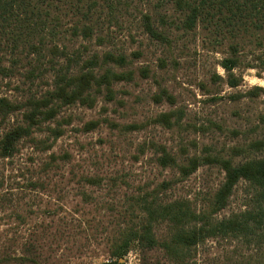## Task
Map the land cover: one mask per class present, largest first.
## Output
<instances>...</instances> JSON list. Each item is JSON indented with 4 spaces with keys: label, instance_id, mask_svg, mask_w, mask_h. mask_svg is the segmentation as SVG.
I'll use <instances>...</instances> for the list:
<instances>
[{
    "label": "trees",
    "instance_id": "16d2710c",
    "mask_svg": "<svg viewBox=\"0 0 264 264\" xmlns=\"http://www.w3.org/2000/svg\"><path fill=\"white\" fill-rule=\"evenodd\" d=\"M249 70L264 79V0H0V264H71L96 250L127 264L133 248L140 264H264V113L241 107L264 88L222 95ZM191 71L194 104L216 107L194 119L177 94V74ZM218 106L243 127L217 119ZM146 126L164 136L118 148L113 134L83 138ZM125 145L134 164L150 155L159 183L129 178L116 162ZM200 169L223 178L193 194ZM225 242L232 258H199Z\"/></svg>",
    "mask_w": 264,
    "mask_h": 264
},
{
    "label": "rangeland",
    "instance_id": "374dc122",
    "mask_svg": "<svg viewBox=\"0 0 264 264\" xmlns=\"http://www.w3.org/2000/svg\"><path fill=\"white\" fill-rule=\"evenodd\" d=\"M218 59V58H216ZM213 58L208 59V64L207 67L205 68V70L207 71H212L213 69ZM202 64V60L199 59L198 62V66H201ZM217 72L220 75H223V70L218 67L217 68ZM193 72H184L182 74V72L177 74V78H179V83H184V88L179 86L177 94L180 96L181 100L184 102H187V104L189 105V112L188 115L191 116V119H194V112H204L205 114H211L210 112L212 111L213 113L216 112V107L211 106V107H206L203 108L202 110V106L200 105H195V100L191 94V92L189 91H194L197 96L198 99L201 98V96L199 95V91L195 88V87H191V88H187L188 87V83H190L191 80V74ZM200 73V70H199ZM257 72L255 70H249L245 73L244 75V83L243 86L240 87L237 90H231L228 89L227 87L224 88V92H222V95H227V94H234V93H240V92H246L249 89H251L254 86H260L262 88H264V79H260L256 76ZM201 76V74H199ZM195 78H198L196 76L192 77V80L194 81ZM199 79V78H198ZM145 88V87H144ZM190 89V90H189ZM7 92V89L5 88L4 84L0 86V93H4ZM136 93H139V91H135ZM10 95H13V92L9 91ZM138 95V94H135ZM248 106H241L243 112H245V117H249V118H253L256 119V117L258 118L260 115V112L264 113V97H260L258 99H256L255 101H247ZM232 107H224V106H218L217 108V119H221V118H225L229 121V125L231 127H235V128H241L243 127L242 124H239L236 121L232 120V116H231V112H233V109H231ZM167 108L166 107H161V106H150V111L153 114L159 113L160 111L164 112L166 111ZM147 111V110H146ZM150 113V112H149ZM153 114H149L147 116H154ZM90 113H87L86 116H89ZM94 115V113H93ZM208 115H203V117H207ZM199 118V117H197ZM201 118V117H200ZM258 124V123H257ZM256 124V125H257ZM264 128V126H263ZM102 132H98L95 131L89 135H85L83 136V138L89 139L97 144H99V140L100 139H105V141H109L108 140V134H113V136L111 137L110 143H113L114 147L119 146V142H126L128 143V141H126V139H130V141H134V145L136 147L137 142H143L145 139L152 137V135H156V137L160 140V138H162L164 135V132L161 131V129H159L158 127H151V126H146L144 128L143 131L145 132H132L122 137V138H118L117 134L119 133V131H111V130H105L104 127L101 128ZM146 132L150 133L147 134ZM261 134L260 131H258L257 135ZM101 135V136H99ZM117 138V139H116ZM172 138V136L170 135H166V137L163 138V141H165L166 139H170ZM179 138V137H178ZM175 137V139H178ZM194 136H191V139H193ZM192 142V141H190ZM198 146V150L201 149V145L197 144ZM106 148H99L97 149L98 151V157L101 158L103 161L106 158V156L109 154V151L105 150ZM122 152V157L118 156V158H116V162L118 165H121L122 162H125L124 166L126 168V172L128 173V176L130 179H132L135 182H139V183H145L148 179L153 180L155 182V184L159 183L163 176L162 173L160 172V170H158L157 166L155 163H152L151 161H149L150 159V155L147 153L145 156H140V158L137 160V162L134 164L131 162V157H133L131 154L129 156H125L126 158H124L125 154H129L127 151H129V147L123 148ZM106 154V155H105ZM105 155V156H103ZM120 158V159H119ZM122 159V160H121ZM111 161H115V159H112ZM116 164V165H117ZM209 171L207 169H200L195 175H193L192 177L189 178V180L186 182L189 185V192L196 194L197 192H200L202 190H206V188L204 189L203 186H206V183H208L209 187L215 185L216 183L218 184L219 182L222 181L223 175L219 174L216 170H214L211 174H208ZM245 187L244 186H240V188H238L237 191V197L236 200L232 201V206L230 207L231 209H235L234 211L237 210L238 207V202L239 199L242 196V193L244 192ZM238 199V200H237ZM226 213H228V210H226ZM236 246V243H221L219 245H216L214 249L211 248V245H209L208 247H206L204 249L203 255L200 256L199 258L201 260H205L207 262L208 259L211 258V254L215 253L213 257H220L221 260H224L226 258L230 259L234 256V247ZM240 253L242 254H247L248 250H246L245 248H242L240 250ZM96 257H92V252L84 255L82 258L74 260L71 264H103V263H108L109 262V257L107 255H105V253H102L99 250H96ZM121 262H126L127 264H140V257L139 254L137 252V250L135 248H133L128 255L125 257V259H122Z\"/></svg>",
    "mask_w": 264,
    "mask_h": 264
}]
</instances>
